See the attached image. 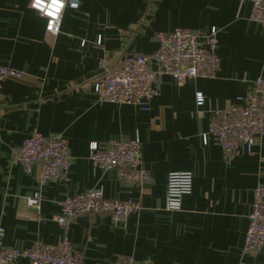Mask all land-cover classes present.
I'll use <instances>...</instances> for the list:
<instances>
[{"label":"crops","instance_id":"1","mask_svg":"<svg viewBox=\"0 0 264 264\" xmlns=\"http://www.w3.org/2000/svg\"><path fill=\"white\" fill-rule=\"evenodd\" d=\"M31 0H0V64L22 74L0 92V228L3 245H55L65 236L82 264H110L132 256L146 264H264V248L244 251L253 190L264 185V138L250 154L226 161L217 144H203L215 111L247 94L264 78V28L248 19L247 0H80L65 9L60 33L47 35ZM176 28L218 30L214 78L177 83L160 79L147 112L132 105L96 104L91 83L102 65L127 55L151 57L156 33ZM201 93L202 106L195 103ZM36 130L61 135L72 164L67 182L38 190L39 167L13 164L11 149ZM137 136L147 183L120 180L114 170L93 171L88 146ZM192 174L181 210L164 209L169 173ZM109 200H133L139 211L123 224L109 215H81L64 229L59 204L88 190ZM39 191V209L26 199ZM16 264H30L21 259Z\"/></svg>","mask_w":264,"mask_h":264},{"label":"built area","instance_id":"2","mask_svg":"<svg viewBox=\"0 0 264 264\" xmlns=\"http://www.w3.org/2000/svg\"><path fill=\"white\" fill-rule=\"evenodd\" d=\"M250 4L248 19L264 28V0H247ZM80 0H31L29 8L45 20L47 35L60 33L65 9L76 10ZM157 49L151 57L140 54L124 56L117 65H102L91 83L96 104L132 105L141 112L150 109L159 94L160 79L171 77L177 83L194 79L214 78L218 63V30L206 32L176 28L156 33ZM22 74L0 64V86L5 80H20ZM3 97L0 92V104ZM198 107L204 103L201 93L195 95ZM264 138V78L257 77L250 91L239 97L233 105L215 111L203 144L212 139L222 157L232 161L241 151L251 153L255 144ZM89 160L93 171L114 170L117 177L128 183H147L148 171L141 161V145L137 136L128 140H111L105 144L90 143ZM11 162L30 173L39 167L38 190L47 183L67 182L72 164L66 140L61 135L44 136L33 130L17 148L11 149ZM192 174L169 173L166 178L165 211H180L182 198L192 191ZM39 191L26 199V205L39 209ZM55 217L58 226L67 229L81 215H109L114 224H123L139 211L133 200L105 199L100 190H88L66 197ZM4 231L0 228V264H16L21 259L30 264H82V256L75 251L67 237L55 245L34 244L27 249L7 248L3 245ZM264 248V185L253 190V203L248 215V228L244 238V251L256 252ZM110 264H146L132 256H119Z\"/></svg>","mask_w":264,"mask_h":264},{"label":"snow or ice","instance_id":"3","mask_svg":"<svg viewBox=\"0 0 264 264\" xmlns=\"http://www.w3.org/2000/svg\"><path fill=\"white\" fill-rule=\"evenodd\" d=\"M53 2L55 3V0H53Z\"/></svg>","mask_w":264,"mask_h":264}]
</instances>
